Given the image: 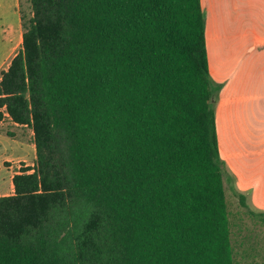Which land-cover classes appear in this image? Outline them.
Returning <instances> with one entry per match:
<instances>
[{"label":"trees","instance_id":"trees-1","mask_svg":"<svg viewBox=\"0 0 264 264\" xmlns=\"http://www.w3.org/2000/svg\"><path fill=\"white\" fill-rule=\"evenodd\" d=\"M28 2L0 124L36 160L0 196V264H235L201 0Z\"/></svg>","mask_w":264,"mask_h":264},{"label":"crops","instance_id":"crops-1","mask_svg":"<svg viewBox=\"0 0 264 264\" xmlns=\"http://www.w3.org/2000/svg\"><path fill=\"white\" fill-rule=\"evenodd\" d=\"M201 5L210 74L219 73L216 79L223 83L221 136L216 111L220 154L221 137L226 142L223 159L238 190L250 209L264 213V0H201ZM30 146L35 154L34 144ZM23 147L21 141L24 152ZM22 161L23 156L6 157L0 163V172L6 173L0 196L13 195L12 178Z\"/></svg>","mask_w":264,"mask_h":264},{"label":"rangeland","instance_id":"rangeland-1","mask_svg":"<svg viewBox=\"0 0 264 264\" xmlns=\"http://www.w3.org/2000/svg\"><path fill=\"white\" fill-rule=\"evenodd\" d=\"M22 12L26 21L31 16V9L28 0H0V76L9 66V60L21 47L20 34L23 32L20 23V13ZM218 62L221 64L220 59ZM219 73L213 74V80L221 85L220 91L216 95L215 109L218 112V125L220 136L223 130L222 117V95L223 83L216 79ZM10 134L11 139L7 137ZM23 142L24 152L20 150V142ZM221 158L223 159L225 141L220 137ZM33 144V133L28 127H16L9 121H4L0 125V163L6 157H22L23 161L18 163L21 168L32 167L35 164L36 154L30 150ZM35 150V147H34ZM35 152V151H34ZM10 163H6L9 166ZM5 171L0 172V184L5 179ZM224 188L229 210V220L231 225V241L234 249L235 264H264V224L260 218L249 213L248 201L245 199L247 208L242 206L238 190L237 178L234 177L229 166L224 161Z\"/></svg>","mask_w":264,"mask_h":264}]
</instances>
